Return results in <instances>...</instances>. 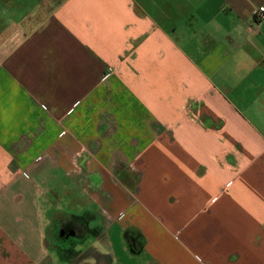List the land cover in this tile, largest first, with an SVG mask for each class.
I'll list each match as a JSON object with an SVG mask.
<instances>
[{
    "label": "crops",
    "instance_id": "1",
    "mask_svg": "<svg viewBox=\"0 0 264 264\" xmlns=\"http://www.w3.org/2000/svg\"><path fill=\"white\" fill-rule=\"evenodd\" d=\"M258 7L0 0V264H264Z\"/></svg>",
    "mask_w": 264,
    "mask_h": 264
},
{
    "label": "flooded vegetation",
    "instance_id": "2",
    "mask_svg": "<svg viewBox=\"0 0 264 264\" xmlns=\"http://www.w3.org/2000/svg\"><path fill=\"white\" fill-rule=\"evenodd\" d=\"M51 241L54 245V239L57 242L66 245L71 243L73 238L83 239V229L80 225L74 224L72 222H61L58 225V230L54 237V230L51 232ZM74 236V237H73ZM94 256L98 257L93 251L71 253L68 252L67 248H56L54 251V258L61 262V264H89L87 262L88 257Z\"/></svg>",
    "mask_w": 264,
    "mask_h": 264
},
{
    "label": "built area",
    "instance_id": "3",
    "mask_svg": "<svg viewBox=\"0 0 264 264\" xmlns=\"http://www.w3.org/2000/svg\"><path fill=\"white\" fill-rule=\"evenodd\" d=\"M254 18L261 22L264 19V7H258L255 9Z\"/></svg>",
    "mask_w": 264,
    "mask_h": 264
},
{
    "label": "rangeland",
    "instance_id": "4",
    "mask_svg": "<svg viewBox=\"0 0 264 264\" xmlns=\"http://www.w3.org/2000/svg\"><path fill=\"white\" fill-rule=\"evenodd\" d=\"M262 121H264V118H263ZM51 235H52V234H51ZM92 241H94V240H92ZM51 244L53 245L52 241H51ZM52 245H51V249H50L49 252H48V257H49V258L53 257V255H54V251H53ZM93 250H94V249H93ZM93 259L96 260V261L98 260L96 257H93Z\"/></svg>",
    "mask_w": 264,
    "mask_h": 264
}]
</instances>
